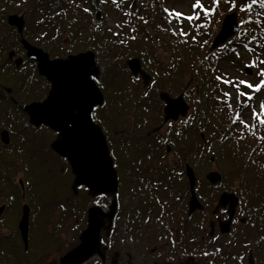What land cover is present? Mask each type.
Here are the masks:
<instances>
[{"label": "trees", "instance_id": "obj_1", "mask_svg": "<svg viewBox=\"0 0 264 264\" xmlns=\"http://www.w3.org/2000/svg\"><path fill=\"white\" fill-rule=\"evenodd\" d=\"M8 1H14L15 3V0ZM83 2V0H28L27 9L22 7L21 10H17L15 6L8 4L7 7L9 8H6L5 12L0 10V106L1 108H6L9 105H13L21 110L22 105L25 103L40 101V98L38 97L44 94V98L47 90L49 89V82L40 76L44 83L43 89H41L42 94L33 93L28 76H26L23 71H20L23 66L22 62L17 68L14 62L8 59L9 51H15L13 47L14 43L18 44L16 53H18L17 50H19L23 54L22 56L24 59L26 58L23 47L19 45L21 37L27 39L36 46L42 47L43 50L48 53L50 58H58L85 50H92L95 53L96 65L104 67V71L100 78H94L103 93V102L101 106L98 105L93 108L91 118L101 127L104 135L106 136L113 166L118 177L121 178L124 173L123 171L127 170V173L132 175L129 183L130 189L139 190L142 185L137 182L141 179L139 175H137V172L138 170H143L141 164H143L144 160L152 153V151H154L153 146L150 151H147V144L144 147L140 145V137H143L140 133L147 136V131L142 132L139 130L145 126H150L151 122L154 121L160 124L162 123L160 101L155 99L156 95L154 94L152 95V98L155 99V105H146L143 102L138 103L137 98L141 96V92L134 89L132 92H126V96L131 102H128L129 107L125 110L124 115L127 116L125 121L116 125L115 115L104 116L102 113L103 108L105 107L103 106L104 102H107L110 98V93L107 92L108 90L106 85H108L110 89L114 87L116 91L119 89L118 87H120L115 86L117 81L113 76L114 72L117 73V71H119L121 66L120 63H123L122 61L129 56H136L140 59V61L145 59L151 60L150 57L145 55V49L139 47L140 45L149 46V44H152L154 41H160L157 39L158 37L155 36V33L159 32L155 20V17H159L160 15L157 7L159 0H135V3H133V1L129 2L128 9L125 10L127 12L124 13V26H127V28L123 29L120 34V48L115 51L114 54L110 55L106 53L103 55L101 53V51L106 48L109 49V47L102 38H96L95 31L87 33V28L84 30L82 27L83 24H78L80 23L79 20L82 17L81 13L85 11ZM250 2L251 3L249 5H251V7H246L247 10L241 17L242 23L245 24L243 29H241L239 34L230 39L232 43H245L244 46H246V48L251 46L249 41L254 39V35L256 36L257 33H254L256 28L260 29L257 25L264 23V3L260 0H257L255 3H253V1ZM222 3L223 1L221 0L219 4L215 3L214 5V22H216L220 18L221 14L227 9L225 6H222ZM237 6L242 5L238 3ZM22 9L24 10L22 11ZM91 9H93V6ZM243 9H245L244 6ZM16 12H21L20 14H22L24 19V28L22 33H19L14 26L7 23L8 14ZM200 15L202 17L200 21L203 25H205L209 16H206L207 13L203 10H200ZM33 19H37V24L35 25L40 26L39 30L41 31H47L45 27L49 23L51 25H55L52 28V30L57 34L55 37H59V35L62 34L65 35L67 32L69 42L61 45V47H57L55 42L48 44L40 42L39 40H34V38H32L33 35L30 34L28 29V24ZM207 35L208 34H206L204 38L206 46L209 41ZM190 42H197V39L191 38ZM126 44L132 45V48L129 49L121 47ZM134 45L139 46L134 48ZM259 47L260 50H264V43H262ZM223 48L221 47L220 49ZM206 50L207 47L204 46L201 52ZM199 54L200 55L196 57L187 55L185 56L184 61H181L179 58L178 61L174 60L172 68L183 72V74L187 68H194L196 74H200L201 78L205 77L206 72H209L211 68H209V65L207 67L204 65V57H200L202 56V53L199 52ZM225 55L226 54L223 53L220 57L230 59L231 56ZM104 59L106 62L102 65L100 62ZM25 61L35 67V63L33 61L28 59H25ZM25 61L23 63H25ZM154 62L159 69L157 75H161V66L156 60ZM147 70L150 72V68ZM154 74V71H152V74L150 75ZM201 78H199V80ZM201 82L202 90L200 93V99L204 102V111L200 112L202 113L201 116L204 120L201 121L198 119L196 111L195 113L192 111L190 112L187 122L190 124L189 138L191 141L189 142V146L186 150L183 151L179 146V143H182L181 140H179V142L174 139L172 140V143L175 144L174 151L177 152V156L179 158L177 159V161L179 160V163L177 162V164L180 166L175 164L174 166H165L160 168L159 165L155 166L156 164H151V170L155 171L154 174H158L159 170L163 169L166 173L165 175L170 178H174L175 176L178 179L180 175H178L177 172L182 171L181 164H183L184 157L185 161L196 173L198 171L199 164L195 162L193 153L198 152V149H206L209 147L206 151L208 152L209 149L215 153V165H217L218 170L222 173V177L227 178V173L231 175V172L235 174L237 171L244 174L242 176L240 173L241 176H235L240 182L241 188L239 193L244 196L245 189L243 183H245L244 176L246 170L243 167H245V165L239 162L240 156H233L231 158L230 156H226L224 154L225 151H228L229 154H235L236 151L230 150L228 142L231 141L232 144H238L240 140H242V137L234 138L235 134L233 124L230 125L229 130L221 129L222 127L219 123L223 120V117H221L218 113H215V111L217 109H225L226 107H223L221 103L219 104L220 108H218L217 105V107L211 105L209 97L211 96L210 93L212 91L208 92L206 85H203L204 79H202ZM150 87V85L146 87L142 96L149 92L148 90ZM126 96L125 98H127ZM215 98H217L216 94ZM115 102H117V100H115ZM215 102L216 101H214V103ZM200 107L201 103L198 105V109ZM1 114L2 112L0 111V116ZM117 115L118 118H121L119 114ZM204 123L206 126H203ZM6 126L9 128L13 138L8 144H0V202L8 201L11 205H16L19 210V204L21 203V187L19 183L14 182L12 179V175L19 170L18 172H21L23 175L22 182L24 184L26 197L28 195L26 200L27 202L30 201L34 208H32L31 212L27 248H24V244L19 236L17 228L12 227L11 233L0 236V264H2V261L3 264H12L11 260L20 264H47L45 262L46 257L50 256L54 252H58L61 255L77 243L78 235L86 225V209L92 204L104 207L107 205L108 201L103 199L105 194L92 196L85 186L74 185V175L71 172L67 159L55 153L49 145L52 140L58 137L59 134L57 131L50 129L48 126L43 124L34 126L29 122L22 123L21 125L12 124V126L8 123ZM125 126H127V128H125ZM200 133L204 134V139L200 137ZM162 137L163 136H161V138ZM156 139L159 138L157 137ZM171 147L173 149V146ZM231 159H234V161H231ZM205 163L206 162H204V164ZM166 181L161 184V186H159V183L152 187V199L150 198V188L145 186L141 191V194H145V199L150 201L151 211H157L156 217L159 220L163 217L164 212L162 211L164 205H161V203L168 202V196L173 193L175 189L180 188L185 184L183 176H181V180L178 179V182L174 184H172L171 181L166 183ZM155 190L159 191L158 195H156ZM219 190H221V188L218 186L214 187V191L218 192ZM214 194L216 195V192H214ZM59 209H62V211L66 214V217L64 222L60 224L59 227L56 226L50 232L48 230L50 218L53 212ZM148 217L150 218V215H148ZM72 218L73 221L70 220ZM69 222L73 226L75 230L74 232L77 234V238L73 244L66 245L61 241V238L62 233L67 228V223ZM101 238H107V236ZM172 238H174V241L169 242L170 245L168 246V255L174 257L175 255H171L170 253L174 254L175 252H183L185 247L182 244L183 238H181V236L180 238H175L174 236ZM108 239V242H111L113 245L116 244L115 242L118 241L116 229H111L110 238ZM104 240L105 239H102L103 243ZM6 246H10L13 250L12 256H8V253H6L7 249L4 250ZM188 249L191 250L190 253L194 254H196L199 249V247H197L194 243V238H189ZM166 257L167 256L165 254L164 256L158 255L157 260L166 259ZM152 261L153 260L151 259L145 264H152ZM52 264L59 263L55 260L52 261Z\"/></svg>", "mask_w": 264, "mask_h": 264}, {"label": "rangeland", "instance_id": "obj_2", "mask_svg": "<svg viewBox=\"0 0 264 264\" xmlns=\"http://www.w3.org/2000/svg\"><path fill=\"white\" fill-rule=\"evenodd\" d=\"M26 1V2H25ZM30 1V0H29ZM83 7L85 11L82 14V17L80 18L78 24H83V29L87 33L91 31H95L96 38H102L106 45L109 47V49H104L101 51V53L104 55L106 54H114L115 51H117L120 47V34L123 31V29L127 28V26H124V13L127 12L125 10L128 9L129 2L133 1L135 3V0H83ZM221 1V0H220ZM222 6H225L227 9L225 12H231L235 11L239 23V29L238 31L230 36L226 41L221 43L216 48H210L211 41L213 36L218 31L222 18L226 14L223 12L220 16V18L214 22L213 16L214 13L211 11V9L214 8L215 0H200V3L204 6V8L209 9L206 16H209L207 19V22L205 25L200 21L202 18L200 15L201 8L193 9L192 5L197 3V0H159V3L157 5L159 9V17L156 16V26L159 32L155 33V36L158 37L160 41H154L152 44H149V46L140 45L139 48L145 49V55L147 57H150L151 60H141V67L148 73L152 74V71L157 70V65L154 62V59L157 61V63L161 66V68L166 71L165 76L157 75V79L154 82V77L152 79V82L154 83L151 85L149 92L145 93L142 96V93L145 91L146 86H144L140 79H136L135 76H133L129 69L126 66V60L131 58L126 57L125 60H123V63H120V69L119 71L114 72L113 76L117 81V84L115 86L119 89H116L106 85L107 92L110 93V98L107 102H104L105 106L103 108V115L104 116H110L115 115L116 116V125L119 124L122 121H125L127 116L125 114V110L129 107V103L131 102L129 98L126 96V92H132V90L137 89L141 92V96H139L138 103L143 102L146 105H155V99L152 98V95H156L157 92L160 90H168L170 94H175L177 96L178 94H182L185 96V100L188 102V111H192L193 113L197 114V117L199 120L203 121V117L201 116V112L204 111V102L200 99V93H201V80L204 79V84L208 88V92H211V96L209 97V102L211 105L218 106L220 108L219 104L223 107H226L225 109H217L215 113H218L223 117V120L219 123V125L222 127L221 129H228L231 124H233L234 134L235 137H242V140L237 144H232L231 141H229V148L230 150H235L236 153H230L227 154V156H230L231 158L233 156H240L239 162H241L243 165H246L249 162V149H247L250 145V143L253 140H256L261 136V133H257L258 130L260 131L258 125L260 124V120L264 118V110H261L260 105L262 102H264V88H262L260 91H255V86L260 83V81L264 78V76L258 75V73L264 69V63H261V61H264V50H260V45L264 43V23L258 24V28H256V31L254 33H257L256 36L254 35V39H251L249 41L251 46L246 48L245 43L243 42H231L230 39L235 37L241 29H243V26L245 25L241 21V17L243 16L244 12L247 10L246 7L251 3L250 1L253 0H236V7H233V0H222ZM257 1V0H256ZM261 1V0H260ZM240 4L242 6H237V4ZM8 4H11L12 6H15L17 10H21V8L27 9L28 0H15L14 1H8V0H0V10L5 12ZM93 6V9L91 7ZM243 6L245 9H243ZM88 7V8H86ZM87 9V11H86ZM165 9L169 11H165ZM24 9H22L23 11ZM195 12H199V17L194 18L192 20H188L187 16H192ZM17 14H20L21 12H16ZM181 13L183 15L177 17L175 14ZM225 13V14H224ZM224 14V15H223ZM9 15V14H8ZM22 15V14H21ZM223 15V16H222ZM37 19H33L28 24V29L30 34L33 35L32 38L34 40H39L40 42L44 43H51L55 42L57 47H61V45H64L66 42H69L68 34L67 32L62 35H59V37H55L57 34L52 30V28L55 25H51L50 23L45 27L47 31H41L39 30L40 26H37ZM55 21V20H52ZM45 25V24H44ZM160 26V27H159ZM44 28V29H45ZM212 30V31H211ZM128 31V29H127ZM211 31V33H210ZM215 32V33H214ZM209 38V41L207 43V46L204 38L205 35ZM214 34V35H213ZM2 36V35H1ZM124 38V37H123ZM192 39H197V42H190ZM211 39V40H210ZM128 40V39H127ZM20 41V40H19ZM19 45L21 46L20 42ZM131 46V47H130ZM139 45H134V48H137ZM205 47H207V50L204 52H201V50ZM248 46V45H247ZM13 47L15 49V54L22 56L23 54L17 50L18 53H16V49L18 47V44L14 43ZM121 47L126 48H132V45H124ZM223 49H220V48ZM55 48V47H53ZM152 48V50H151ZM11 51V50H10ZM9 51V52H10ZM200 53H202V56L204 57V65L206 67L209 65V72H206V76L201 78L200 74H196L194 71V68L190 69L187 68L186 72L183 76V72L174 70L172 68L173 61H178V58L181 59V61L185 60V56L191 55V56H199ZM226 54L225 56H231L230 59H224L221 58V54ZM65 57V56H63ZM135 57V56H132ZM106 59V57H105ZM101 60V64L103 65L106 61ZM203 59V58H201ZM143 64V66H142ZM22 68L20 71H23L26 76H28V80L30 82V86L32 87V92L36 94H42L41 89H43V80L42 76L38 74L35 67H33L30 63H22ZM123 65V67H122ZM171 68L170 70H174L171 72L168 68ZM18 68V67H17ZM100 73L98 75V78H100L103 74L104 67H100ZM150 68V72L147 70ZM249 72H247V70ZM197 72V71H196ZM41 76V77H40ZM155 76V74H154ZM220 77V79H217ZM199 78H201L199 80ZM151 80V79H150ZM188 80V81H187ZM224 80V81H223ZM241 81H247L248 83H251L253 85V88H247L245 84H241ZM188 84V85H187ZM112 90V91H110ZM247 93V95H245ZM215 94L217 98H215ZM44 94H42L39 100L43 98ZM125 96L127 98H125ZM42 97V98H41ZM198 97V98H197ZM216 99V100H215ZM117 100V102H115ZM205 101V99H204ZM214 101H216L214 103ZM115 102V103H114ZM201 103V107L198 109V105ZM203 103V104H202ZM16 104V103H15ZM102 105V104H101ZM100 105V106H101ZM133 105V104H132ZM190 106V108H189ZM216 106V107H217ZM197 109V110H196ZM0 111L2 112L0 116V129H6L8 130L9 135V143L12 141V136L9 131V128L6 126L8 123L10 126L18 124L21 125L22 123H28V117L27 114L21 109H18L17 107L13 105H9L6 108H1ZM187 111V112H188ZM201 111V112H200ZM25 114H23V113ZM256 113V115H253V113ZM105 113V114H104ZM119 114L121 118H118ZM195 119V118H193ZM163 121L162 125L160 123L154 121L151 122L150 126H145L144 128L140 129L139 131L146 132L147 136L140 137V145L144 147L147 144L146 150L150 151L152 149V146L154 147V151L144 160L143 164H141L142 169L149 165V164H157L160 168L165 166H174L179 163V160L177 161L178 156L177 152L174 151L175 144L172 143V140H176L179 142L181 140L182 143H179V146L184 151L189 146V142L191 141L189 138V125H187V128H184L182 126L181 120L174 123H166L164 124ZM238 122V123H236ZM15 123V124H14ZM249 124H252L254 126L256 135L250 137V139L247 138V133L249 129ZM203 126H206L204 123ZM153 127V128H152ZM127 128V126H125ZM130 129V128H129ZM246 129V130H245ZM133 131V130H130ZM233 132V131H232ZM158 133V134H157ZM241 133V135H239ZM187 134L184 139L182 137ZM15 135V134H14ZM17 136V135H15ZM161 136H163L161 138ZM159 139H156V138ZM203 138V136H200ZM161 138V139H160ZM153 139V140H152ZM0 144L3 145V143L0 140ZM166 144H171L173 146V149H171L168 153L165 152ZM19 145V144H16ZM139 145V150H140ZM234 145V146H233ZM209 148V147H207ZM206 149H198V152L193 153L195 162L199 164L198 171L196 172L197 176H200L199 178H203L204 174L207 173V171H210V169H217V165H215V153H213L212 150L208 149V152ZM247 150V151H246ZM244 152V153H243ZM213 153V154H211ZM209 160V158H211ZM231 161H234V159H231ZM204 162H206L204 164ZM250 163V162H249ZM139 165V164H138ZM159 168V169H160ZM19 171V170H18ZM16 172L12 175V179L14 182L19 183L21 188V203H26L29 206L30 212H29V224H28V234L30 229V218H31V212L33 205L29 202H27L26 198H28V195L26 197L25 195V188L24 184L22 182L23 175L21 172ZM220 172V170H218ZM247 171V170H246ZM245 171V173H246ZM123 176L121 178L118 177V185L116 190V200H117V213H115L112 223L107 224L102 230H101V237L107 236V238H110V231L112 228L117 230V239L119 238H127V240H124L125 242V248L126 253L124 251V261L130 262L131 264H145L149 262L152 259H156V256H150L147 251H145L143 245H139L140 242L143 239H137L140 238V236H135L133 233L127 236H124L123 230L124 228L126 230H129L131 227L130 225L134 226L135 222L131 223L129 220L127 223L126 216H122V209L128 210L129 212H132L136 209H141L144 212L149 209L150 218L149 220L152 221V225L149 227L153 230L154 234L156 233L155 228L160 227L159 223H157V220L152 217V214L157 215V211H151L150 208H145L141 205H147L149 206L151 203L148 199H143L138 196L139 192L144 189L145 186L153 187L155 184H163L166 179V183L170 182L172 184L177 183L178 179L181 180V176L177 179L175 176L174 178H170L166 173L162 170H159L158 174H154L152 177H148L138 180L137 182L142 185L140 190L136 193V196L134 197L133 193H131V189L129 187L131 174L127 173L126 171H123ZM138 172H140L138 170ZM240 171H237L235 174L232 173V178H235V176H243L244 174ZM227 178L222 177V183H221V189L227 188L232 189L231 185V178L229 173L226 174ZM158 178V180H157ZM238 180V179H236ZM170 183V184H171ZM35 187V186H34ZM240 186L238 185V189L240 190ZM206 189H209V193L206 192ZM200 193H205V204L208 206L209 209L212 207L214 203L215 197L218 195L219 191H214L209 186H202L199 187ZM216 192V195L214 194ZM156 195L159 194V191L155 190ZM152 189H151V196L152 199ZM203 195V196H204ZM111 195L107 196L104 195L103 199L108 201L110 200ZM139 201V202H138ZM205 201V200H204ZM5 201H1L0 205L4 204ZM20 203V204H21ZM11 203L8 202L7 209L9 215L4 214L2 216V219H0V236L3 234H9L11 233V228L17 226L18 219L20 218V208L17 209L16 205H10ZM19 204V206H20ZM108 204V203H107ZM243 205H245L243 203ZM136 208V209H135ZM122 210V211H121ZM164 211V210H162ZM208 217H210V211H207ZM13 217V223H6L7 219H10ZM66 217V214L62 211V209H59L57 211H54L49 224H48V230L51 232L53 228L56 226L59 227L60 224L64 222V219ZM160 217V215H159ZM162 219V218H161ZM193 221L199 220L198 213L193 216ZM73 221V218L70 219ZM208 219L206 218L204 227L206 228V232L208 231ZM126 222L127 225L124 223ZM157 223V224H156ZM236 230L233 228L231 232H234L235 236H240V238H245L246 236V226L244 223L237 222L235 224ZM138 229V226H137ZM145 230V229H144ZM194 234L196 236H199L200 233V227L194 229ZM74 228L71 225V223H67V228L62 233L61 241L67 244H73L75 242V239L77 238V234L74 232ZM146 231V230H145ZM233 236V235H232ZM230 233H224L220 236H216L214 238H220L217 239V243L223 244L224 241L227 238L232 237ZM162 236L154 238H149L151 241L149 242L148 250L151 248L157 247L160 243L163 241L169 240V238H161ZM131 238V239H128ZM105 239V238H101ZM28 240V238H27ZM78 242V241H77ZM28 245V242H27ZM74 246V245H73ZM72 247V246H71ZM25 248V247H24ZM6 250V253H8V256H12L13 250L10 248V246H6L4 250ZM147 250V249H146ZM163 251V254H165L171 261L172 264H183L182 260L178 257L175 258L168 255L169 247H163L161 249ZM151 254V252H150ZM171 254V253H170ZM174 255V254H171ZM246 250L245 253H243L239 259L237 256V259L235 260L234 264H246ZM60 257V254L58 252L52 253L50 256L46 257L45 262L47 264H52V261H57ZM229 259L233 257V255L226 256ZM158 264H167L162 260H157ZM12 264H20L14 260H11ZM1 263V262H0ZM59 263V262H58ZM3 264V261H2ZM83 264H105V261L102 260V255L95 253L93 256H91L87 261H85ZM170 264V263H169Z\"/></svg>", "mask_w": 264, "mask_h": 264}, {"label": "water", "instance_id": "obj_3", "mask_svg": "<svg viewBox=\"0 0 264 264\" xmlns=\"http://www.w3.org/2000/svg\"><path fill=\"white\" fill-rule=\"evenodd\" d=\"M7 23L14 26L19 33L23 32L24 19L21 14L10 13L7 16ZM238 29L236 12H227L212 38L210 48L219 46ZM20 43L26 58L35 63L38 74L49 82V89L42 100L22 105L28 122L34 126L46 125L58 132V137L49 145L55 153L67 159L74 175V185L85 186L92 196L111 195L105 207L93 204L86 209V225L78 236V243L58 259L59 264H83L99 252L101 230L106 224L112 223L117 208L115 196L118 185L117 172L113 166L106 136L101 127L91 118L93 108L103 102V93L93 79L99 75L101 69L95 63V54L92 50L69 54L65 57L50 58L42 47L32 44L27 39L21 37ZM13 54L14 51L11 50L8 57L11 58ZM21 62V57L14 60L16 67H19ZM125 63L133 76L139 75L144 85L149 83L150 74L141 67L138 57H131ZM246 70L249 72L248 69ZM159 98L164 102V121L176 120L178 116L186 115L188 104L184 101L182 94L172 97L166 92H160ZM0 140L3 144L9 143L6 129L0 130ZM185 174L191 193L189 212H192L194 209L201 208V204L195 196V176L191 166H185ZM205 177L210 184H216L221 178L216 170L208 171ZM226 203H229V217L219 223L222 233H227L230 229L231 215L236 204V196L223 191L219 196L217 206ZM2 209L1 205L0 212ZM29 212L28 204L24 203L17 223V229L25 248L28 242ZM249 264H252L251 259H249Z\"/></svg>", "mask_w": 264, "mask_h": 264}, {"label": "flooded vegetation", "instance_id": "obj_4", "mask_svg": "<svg viewBox=\"0 0 264 264\" xmlns=\"http://www.w3.org/2000/svg\"><path fill=\"white\" fill-rule=\"evenodd\" d=\"M21 44V43H20ZM22 46V45H21ZM24 50V49H23ZM9 54V53H8ZM18 57H21L19 55H16L15 52L12 55L11 58L8 57L11 61L14 62V60ZM26 59V58H25ZM25 59H22V63L25 61ZM155 61V59H154ZM158 68V67H157ZM171 69L170 67L168 68ZM159 69L154 70L155 76L150 75V81L147 85H144L142 82V79L139 75H136V79L141 80L142 84L144 86L153 85L152 79L154 77V82L157 79V72ZM173 72L174 70H170ZM178 71V70H177ZM186 72V70H185ZM184 72V74H185ZM167 73L163 69L161 70V76H165ZM183 74V76H184ZM188 81V80H187ZM188 85V84H187ZM152 88V87H151ZM160 92H166L170 96L175 97V94H170L168 90H160L157 92L155 99H158L160 102L161 107V113H162V123H163V105L164 102L159 98ZM181 94V93H180ZM183 99L186 103H188L185 100V96L183 95ZM190 108V106H189ZM23 110V109H22ZM191 111H188L185 116H178L176 120H167L164 122V124L170 122H178L182 120V126L184 128H187V125H189L187 120L189 119V114ZM162 123L159 125L161 126ZM260 131L258 130L257 133H261L262 137L257 138L256 140H253L250 143L248 153H249V162L246 165V173H245V183H243L245 194L242 196L239 193L238 185L240 186L239 180H236L237 177L232 178V174L230 175L231 178V185L232 189L223 188L219 190L218 195L214 199V203L212 207L209 209L208 206L205 204V193H209V189H206L205 193L199 192V187L202 188V186H209L214 190V187H219L222 183V173L219 172L217 169H210V170H216L220 173V181H218L216 184H210L208 180L206 179L204 174L203 178H199L200 176H197V174L194 172L195 176V183H194V192L197 200L201 204V208L194 209L192 212H189V199H190V188H189V182L185 174V166L189 165L185 158L183 157V164L182 165V171H178L177 174L180 176H183L185 180V184L181 186L180 188H177L174 190L173 193H171L168 196V202L161 203V205H164L163 217L161 220H159L155 214H152V217H154L157 222H159V226L157 229L155 228L156 233L154 234L153 230L149 227L152 225V221L149 220L148 213L149 209L144 212L141 209H136L132 212H129L128 210L125 211V209H122V216H126L127 223L128 220L133 223L135 222V225H130V229L126 230L124 228V236L130 235L133 233L135 236H140V238L137 239H143L140 242V246L143 245L145 251L148 252L150 256H156L161 255L164 256L163 251L161 250L163 247L169 246V242H173L174 238H183L182 244L185 247V250L183 252H175V258L178 257L182 260L183 264H234L235 260L245 253H247L246 256V264H249V259L252 260V264H264V124L258 125ZM2 129V128H1ZM0 129V130H1ZM248 132L245 131L248 135L246 139H250V137L256 135L254 126L252 124H249ZM246 130V129H245ZM8 131V130H7ZM185 134L183 136H186ZM200 135L203 136L202 139H204V134L200 133ZM241 135V133L239 134ZM251 140V139H250ZM165 148V152H169L172 147L170 144ZM186 150V149H185ZM247 151V150H246ZM224 154L227 156L228 151L224 152ZM211 159V158H210ZM213 160V159H212ZM157 166V164L155 165ZM177 166H180L177 164ZM190 166V165H189ZM194 171V170H193ZM153 170H151V164L145 166L143 170L140 172H137V175L142 178L152 177L154 175ZM208 172V171H207ZM233 173V172H231ZM132 177V175H131ZM144 180V179H143ZM148 187V186H146ZM22 188V187H21ZM152 189V187H148ZM173 189V188H172ZM140 190V188H139ZM139 190H133L131 189V193H133L134 197L136 196V193ZM143 190V189H142ZM141 190V191H142ZM138 194L141 200L145 199V194ZM223 191H228L230 193H233L236 196V204L233 208V213L231 215V220L229 224V231L227 233L231 234V238H227L223 244L217 243V239L220 238H214L217 235L220 236L224 233L220 231V225L219 223L229 217L228 208L229 203H226L225 205L217 206L218 199L220 194ZM204 195V196H203ZM205 200V201H204ZM139 202V201H138ZM243 203L245 205H243ZM8 201L4 202L2 204L3 209L0 212V217L2 219V216L4 214L9 215L8 209H7ZM24 203H21L20 213H21V207ZM11 205V204H10ZM1 206V205H0ZM145 208H150V205H141ZM121 210V211H122ZM207 211H210V217H208ZM117 213V208L116 212ZM199 215V220L193 221V216L195 214ZM21 215V214H20ZM114 218V217H113ZM206 218L208 219V231L206 232V228L204 227V223ZM19 220V219H18ZM13 223V217L10 219H7L6 223ZM237 222L244 223L246 226V236L245 238H240V236H235L234 232H231L233 228L236 230L235 224ZM18 223V222H17ZM125 225L126 222L124 223ZM157 224V223H156ZM138 226V229H137ZM200 227V233L199 236H196L194 234V229ZM17 228V226H16ZM146 231H145V230ZM18 230V229H17ZM19 233V231H18ZM20 236V233H19ZM162 236L161 238H169V240L163 241L160 243L157 247L151 248L148 250L149 242L151 241L149 238L157 239L156 237ZM21 238V237H20ZM189 238H194V243L199 247L196 254L190 253L191 250L188 249L189 247ZM131 239V238H128ZM124 240H127V238H119L116 244L113 245L111 242H108L109 239L105 238L104 243L101 240V248L97 254L102 255V260L105 261V264H131L130 262L124 261V251L126 252L125 248V242ZM113 247V250H112ZM147 249V250H146ZM151 252V254H150ZM128 253V252H126ZM173 254V253H171ZM156 259H152V264H158L157 257ZM233 255L232 258H228L226 256ZM167 264H172V261L166 257V259H161ZM1 262V261H0Z\"/></svg>", "mask_w": 264, "mask_h": 264}, {"label": "snow or ice", "instance_id": "obj_5", "mask_svg": "<svg viewBox=\"0 0 264 264\" xmlns=\"http://www.w3.org/2000/svg\"><path fill=\"white\" fill-rule=\"evenodd\" d=\"M220 0H215V3L219 4ZM256 0H253V3H255ZM262 3H264V0H261ZM193 9L196 8H201L203 11H205V13H207L209 11V9L204 8V6L200 3V0H197V3L192 5ZM233 7H236V0H233ZM248 7L250 8L251 5H248ZM87 11V9H86ZM165 11H169L167 9H165ZM211 11H215V8L211 9ZM177 17L183 15L181 13H176L175 14ZM199 17V12H195L192 16H187L188 20H192L194 18H198ZM261 63H264V61H261ZM258 75L260 76H264V69H262ZM217 79H220V77H218ZM241 84H245L247 88H253V85L251 83H248L247 81H241ZM262 88H264V79H262L260 81V83L258 85L255 86V91H260ZM245 95H247V93H245ZM261 110H264V102L261 103L260 105ZM253 115H256V113L254 112ZM261 124H264V118H262L260 120Z\"/></svg>", "mask_w": 264, "mask_h": 264}]
</instances>
